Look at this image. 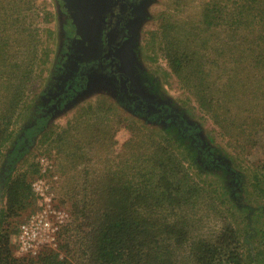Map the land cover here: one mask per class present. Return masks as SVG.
Returning <instances> with one entry per match:
<instances>
[{
	"label": "rangeland",
	"instance_id": "rangeland-1",
	"mask_svg": "<svg viewBox=\"0 0 264 264\" xmlns=\"http://www.w3.org/2000/svg\"><path fill=\"white\" fill-rule=\"evenodd\" d=\"M238 1L240 4L237 5L235 2ZM241 1L140 0L133 16L127 20V27L115 29L114 5L118 0H26L25 3L16 0L17 7H34L33 16H30L31 11L26 12L28 21L54 31L53 39H48L50 59L42 73L43 78L36 79L30 90V103L48 98L47 112L52 111L51 118L56 125H64L89 105L117 123L112 131L115 144L101 148L102 153L95 152V143L90 139L84 140L83 144L87 145L84 160L87 162L75 169L68 164L67 151L59 153L57 148L39 143L29 145L28 151L18 160L16 171L31 172L29 181L34 197L29 207L11 220L10 240L15 256H35L40 251L54 249L72 264H82L75 252L77 250L79 254L81 246L80 241H76L79 218L73 212V194L83 185L86 176L93 178V182H100L110 167L113 172L116 168L108 165L107 157H125L126 141L134 131L141 130V136L148 134L162 143L166 142V137H175L176 146L171 152L182 159L192 180L204 186L203 193L208 194L195 203L177 206L171 210L170 216L177 214L181 220L185 219L191 236L197 231L204 233L198 237L214 236L230 226L229 234L235 237L231 245H237L241 264H264V199L251 191L248 181L250 169L264 165V105L256 99L264 90L255 91L258 86L256 74L261 72L264 62H260L256 70L253 66L244 68L245 64L240 67L245 85L239 89L243 88L242 91L231 97L240 104L231 107V118L221 128L210 113L198 106L184 80L181 81L170 69L167 57L158 48L166 30L168 40L172 34L175 38H182V41L175 42L190 57L193 36L186 42L187 35L182 37L179 34L184 27L190 30L192 23L196 27L193 30L200 31L199 38L208 40V44L217 48L209 59L215 57L214 53L220 55L217 57H227L228 37L224 38V31L228 23L224 22L235 17L236 21L242 22L241 15L246 16L245 6L252 8L250 3L253 0H244V4ZM235 5L237 8L229 12ZM261 7L264 8V2ZM47 11L51 12L50 18L45 16ZM205 13L217 17L212 26L215 20L203 22ZM16 14L13 16L17 17L16 23L9 21L14 25L11 32L13 39H20L23 43L25 35L18 25L20 15ZM110 27L114 29L109 31ZM156 30L157 36H154ZM261 34L262 31H251V48H264L260 43ZM166 45L169 43L163 38V46ZM16 49L18 58L22 59L25 56L23 49ZM73 64L75 76H65ZM231 66L232 63L224 73ZM204 70L210 85L218 82L219 74L223 73V69L215 64L205 65ZM247 81L250 84L246 86ZM56 91H60V100L56 99ZM23 114L25 110L17 115L12 125L15 132L25 123ZM7 144L4 143L2 149L7 148ZM31 162L37 164L38 169L33 176V167H29ZM87 168L91 172L82 174ZM219 175H226V183L223 177L219 179ZM217 183H223L230 190L227 193L223 189L211 192L210 188L214 189ZM164 213L167 216L168 213Z\"/></svg>",
	"mask_w": 264,
	"mask_h": 264
},
{
	"label": "trees",
	"instance_id": "trees-1",
	"mask_svg": "<svg viewBox=\"0 0 264 264\" xmlns=\"http://www.w3.org/2000/svg\"><path fill=\"white\" fill-rule=\"evenodd\" d=\"M17 2L0 0V264H72L54 249L40 251L35 256L14 255L10 240L11 220L25 211L34 197L29 181L31 172H17L16 165L28 151L29 145L39 143L41 146L55 147L59 153L67 151L68 164L75 169L80 164L84 165V161L87 162L84 160L87 145L83 144L86 138L95 143L93 148L96 153H102L100 149L108 144L109 147L115 144L112 131L117 122L100 115L98 109L89 105L84 111L75 113L64 125H56L51 118L52 111L47 112L50 103L48 98L45 101L38 100L36 104L33 101L30 103V90L36 79L41 76L43 78L42 73L50 59L51 45L48 39H53L54 31L48 26L41 27L28 21L26 12L31 11L30 16H33L34 7H17ZM241 2L244 4L245 1ZM263 2L264 0H253L250 3L251 9L245 6L246 16L241 15L242 22L236 21V17L224 22L228 23L224 31V38L228 37L227 57H217L220 55L214 53L215 57L209 59L208 56L213 55L212 52L217 48L208 44V40H201L200 31L195 32L193 29L196 27L192 23L190 30L187 31L184 27L182 34H179L182 37L187 35L186 42L191 41L193 36L190 57L175 42L182 41V38H175V34H172L171 40H168L169 33L166 30L163 32L162 37L169 45L163 46L162 38L158 48L167 57L170 69L181 81L184 80L198 106L210 113L221 128L231 118V107H239L240 104L231 99L245 85V76L240 74V67L245 64L244 68L253 66L256 70L257 65L264 62V48H251L249 41L251 31H262L260 43L264 46ZM235 3L240 4L239 1ZM237 5L229 12L234 11ZM15 12L20 15L18 25L20 24L25 35L23 43L12 36L14 25L9 21L16 23L17 17L13 18ZM212 15L205 13L203 22L215 20L211 23L212 26L217 20ZM45 16L50 18L51 12L47 11ZM170 25L171 23L168 24ZM179 29L182 30V27ZM219 30L223 31L222 28ZM154 36H157V30L154 31ZM247 42L248 46H245ZM239 46L242 47L238 48ZM17 47L25 53L22 59L18 58ZM180 52L186 55H181ZM230 63L231 68L224 73ZM207 64H215L223 69L218 82H213V85L209 84V76L204 70ZM257 74L258 86L255 91L264 90V67ZM248 84L250 81L246 82V86ZM256 99L264 105V91L259 92ZM235 103L238 104L234 105ZM24 110L25 123L22 129L15 132L12 125L17 115ZM140 132L141 130L134 131L126 141L124 159L119 155L107 157L108 165L116 168L113 172L110 167L100 182H93V178L86 176L83 185L73 194V212L79 218L76 224V229L79 230L76 241H80L81 248L79 254L75 250L78 261L82 264H241L237 245H231L235 237L229 234L230 226L214 236L198 237L204 234L198 233L199 231L191 236L185 219L181 220L177 214L170 216L171 210L174 211L177 206L195 203V200L208 194L203 193L204 186L192 180L182 159L171 152L173 146H176L175 137H166V142L162 143L160 139L148 134L141 136ZM6 142L9 146L2 149ZM192 157L197 163L195 155L192 154ZM87 160L91 162V159ZM29 167H33V176L38 170L37 164L31 162ZM223 171L228 173L227 170ZM90 172L91 169L87 168L82 174ZM219 176L226 183V175ZM248 181L251 191L263 200V164L250 169ZM221 189L227 193L230 187L217 183L210 191L217 192ZM164 212L168 213L167 216Z\"/></svg>",
	"mask_w": 264,
	"mask_h": 264
},
{
	"label": "flooded vegetation",
	"instance_id": "flooded-vegetation-1",
	"mask_svg": "<svg viewBox=\"0 0 264 264\" xmlns=\"http://www.w3.org/2000/svg\"><path fill=\"white\" fill-rule=\"evenodd\" d=\"M140 2V0H118V3L114 5V15L117 16V21L115 24V29L117 27L123 28L127 27V20L130 19L134 14V9L137 6V4ZM114 28H109V31H112ZM104 33H107L105 30ZM76 74V70L74 67V64L69 66L67 71L65 72V76L68 77H74ZM56 99L60 100V91H56Z\"/></svg>",
	"mask_w": 264,
	"mask_h": 264
}]
</instances>
